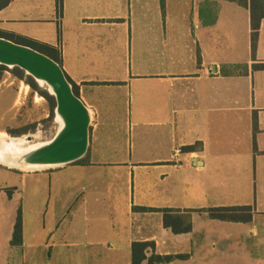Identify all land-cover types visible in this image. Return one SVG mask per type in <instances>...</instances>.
<instances>
[{
    "label": "crops",
    "instance_id": "crops-1",
    "mask_svg": "<svg viewBox=\"0 0 264 264\" xmlns=\"http://www.w3.org/2000/svg\"><path fill=\"white\" fill-rule=\"evenodd\" d=\"M0 31L53 48L91 113L84 157L18 171L42 200L38 217L20 203L11 248L130 264L151 242L173 257L159 264H264V2L254 57L250 11L229 0H11Z\"/></svg>",
    "mask_w": 264,
    "mask_h": 264
},
{
    "label": "rangeland",
    "instance_id": "rangeland-1",
    "mask_svg": "<svg viewBox=\"0 0 264 264\" xmlns=\"http://www.w3.org/2000/svg\"><path fill=\"white\" fill-rule=\"evenodd\" d=\"M14 68L5 66L4 69H0V145L9 143L12 138L25 139V136L30 135V131H33V140L26 141V144L46 141L57 129L53 123L54 107L42 94V92L47 94L48 92L45 87L39 86L23 71V77H17L13 73ZM30 78L34 81L35 88L28 84ZM9 168L12 167L0 163V191L10 186H16L20 191L10 200L3 199L0 195V264H30L31 258L36 259L34 264H74L72 255L59 254L48 261L44 254L31 257L28 251L24 255L20 249L9 246L11 221L15 218L17 208L22 204L26 216L30 214L37 216L38 211L33 206V202L40 203L42 200L40 189L35 196L29 192V177L24 178L21 173L28 170ZM47 183V180L39 182L44 186ZM29 211H31L30 214ZM48 217L47 213L46 219Z\"/></svg>",
    "mask_w": 264,
    "mask_h": 264
},
{
    "label": "water",
    "instance_id": "water-1",
    "mask_svg": "<svg viewBox=\"0 0 264 264\" xmlns=\"http://www.w3.org/2000/svg\"><path fill=\"white\" fill-rule=\"evenodd\" d=\"M0 65L17 67L45 87L54 98V116L58 123L50 139L35 143L27 150L9 153L8 161L41 170L64 166L84 157L89 145L91 113L74 93L61 65L30 46L4 37H0ZM26 139L32 142L31 135Z\"/></svg>",
    "mask_w": 264,
    "mask_h": 264
},
{
    "label": "trees",
    "instance_id": "trees-1",
    "mask_svg": "<svg viewBox=\"0 0 264 264\" xmlns=\"http://www.w3.org/2000/svg\"><path fill=\"white\" fill-rule=\"evenodd\" d=\"M11 0H0V10L6 7ZM234 1L246 8L250 11V28H251V35H250V45H251V54L254 57L257 41H258V29L260 24V19L263 15V2L264 0H229ZM161 6L163 8L164 6V0H160ZM59 4L60 1H59ZM0 37H4L10 40H13L17 43L24 44L27 46H30L46 55L54 59L56 62H58L61 65L60 57L56 51H54L53 48L41 44L38 42H35L31 39L21 37V36H15L13 34H8L6 32L0 31ZM5 66L0 65V69H4ZM253 68H264V64L260 65H254ZM13 73L19 77H23V72L21 69L15 67L13 69ZM66 75V74H65ZM68 81L72 84V89L74 93L78 96V88L74 82H72L68 76L66 75ZM28 84L35 88L36 85L34 81L30 78L28 80ZM43 96L50 102L51 106L54 107V98L50 96L49 94L42 92ZM253 130L255 132L256 130V119L253 120ZM200 143H196L192 146H187L184 149V151H195L200 147ZM9 191V190H8ZM8 195L10 193L8 192ZM145 210V208H142ZM249 207H218V208H210L209 214L213 218H218L220 220H227V221H244L250 219L249 214H245V211H249ZM22 242V215H21V208L18 207L16 211V216L13 224L12 229V237L10 240V245H20ZM153 248V244L151 242H133L131 244V263L130 264H159V263H169L172 260V256H161L154 253H151L148 255L150 249Z\"/></svg>",
    "mask_w": 264,
    "mask_h": 264
},
{
    "label": "bare ground",
    "instance_id": "bare-ground-1",
    "mask_svg": "<svg viewBox=\"0 0 264 264\" xmlns=\"http://www.w3.org/2000/svg\"><path fill=\"white\" fill-rule=\"evenodd\" d=\"M14 141V142H12ZM29 142L27 139H26V136H25V139L22 137V138H12V140L9 142V143H5L4 145H0V163L8 166V167H12V168H17V169H21V170H24V169H32L31 167H26V166H23V165H16V164H13L11 163L10 161H8L7 159V155L9 153H13V152H21V151H24V150H27L28 148H30L32 145H34L35 143H28L26 144L25 142ZM39 143V142H37Z\"/></svg>",
    "mask_w": 264,
    "mask_h": 264
}]
</instances>
